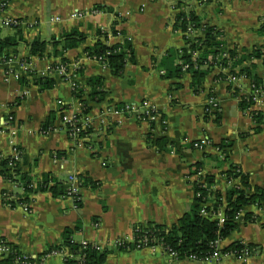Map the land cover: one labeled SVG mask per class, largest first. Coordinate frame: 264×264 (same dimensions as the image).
<instances>
[{"label": "crops", "instance_id": "0c3cea01", "mask_svg": "<svg viewBox=\"0 0 264 264\" xmlns=\"http://www.w3.org/2000/svg\"><path fill=\"white\" fill-rule=\"evenodd\" d=\"M4 1L0 22L10 18L26 23L18 29L0 27V39L14 37L17 42L8 50L15 61L0 62V156L11 157L15 144L22 151L20 167L35 181L47 175L50 185L64 186L67 175L74 174L85 184L77 208L70 199L49 192L32 194L27 204L20 205L17 199L22 188L0 176V240L39 264H67L64 255L69 254L68 249L45 258L50 247L62 243L65 229L72 231L75 242L100 244L106 250L102 264H264V212L253 206L239 213L235 230L217 245L218 251L235 242L256 248L244 261L227 255L204 263L171 260L160 248L118 250L112 246L117 239L130 242L134 227L150 223L169 226L190 209L195 202L196 164L202 174L213 178L214 188L222 196L240 185L238 179L227 181L225 177L231 165L248 176L252 189L264 190V127L254 133L252 119L239 108L240 98L250 94L249 81L242 79L230 86L216 80L218 71H214L194 93L190 75L166 78L160 66L169 50L185 47L184 34L173 30L174 18L182 11L221 32L223 48H263L264 0H210L204 4L199 0H0V4ZM97 5L106 10L82 19L71 17L75 10ZM111 28L126 37L108 42L128 40L133 51L134 62L128 63L119 77L84 52L100 30ZM71 30L85 35V43L60 57L52 54L51 46L42 58L29 56L24 42L38 38L49 42ZM16 31H20L21 40ZM18 61L30 65L29 73L20 69ZM61 61L86 94L90 91L88 79H103L106 97L100 103L87 102L92 132L80 142L68 138L60 121L59 101L70 113L80 110L70 82L50 74L47 77L54 81L53 86L40 91L29 76L41 78V72ZM256 74L263 90L252 110L264 111V72L258 68ZM23 77L28 85L20 83ZM210 98L218 103V122L206 117ZM146 100L159 112L153 122L115 112ZM107 110L115 113L105 114ZM9 115L14 120L6 129L3 122ZM44 126L45 132L41 131ZM160 139L165 148L151 144V140ZM222 140L233 143L223 163L213 148ZM201 141L210 146L202 151L191 147ZM248 213L256 220L245 221Z\"/></svg>", "mask_w": 264, "mask_h": 264}, {"label": "trees", "instance_id": "16d2710c", "mask_svg": "<svg viewBox=\"0 0 264 264\" xmlns=\"http://www.w3.org/2000/svg\"><path fill=\"white\" fill-rule=\"evenodd\" d=\"M181 1L178 2V5L181 4ZM94 8L102 11L106 10L104 6L100 5L94 6ZM107 11H110V9L107 8ZM200 22V19L194 16L193 13H185L182 11L176 14L173 22L174 31H179L184 34L191 30L197 33L199 32L201 35L193 36L192 34H187V37L184 34L183 40L185 47L181 50H169L161 60L160 66L163 69L161 75L166 76V78L175 79H179L184 74L190 75L191 89L194 93L199 92L205 78L214 73V71H218L216 80L227 81L230 86L235 84L229 80L230 77H243L249 81L251 88L247 98H240L239 108L242 112H247L252 119L254 124L253 132H260L264 127V111L252 110V106L255 104L253 97L256 90L261 92L263 90L262 80L257 76L256 71L258 68H261L264 72V47H253L249 51L245 49L228 50L223 48L221 32L212 26L202 25ZM111 31L112 34L116 35L114 28H111ZM261 31L264 34V27L261 28ZM15 33L18 39L21 40L22 36L20 31H16ZM85 41V35L77 30H71L57 38L53 37L49 42L42 41L38 38L24 43L28 48L29 56L42 58L47 54L48 46L53 48L52 54L55 57H60L66 51L84 44ZM108 41L106 35H101L98 32L95 42L91 46L85 47L84 52L90 59L106 65V68L113 76L119 77L122 75L126 65L134 62L132 47L128 40L115 43H109ZM15 46H17V42L14 37L0 39V62H6L9 59L8 50ZM58 64L66 66L64 61H61L52 67ZM223 70H228L229 74H224ZM27 81L23 77L20 83L22 85H28ZM53 83L54 81L48 77L32 78V84L40 91L50 89ZM87 86L90 89L88 94L79 85H76L72 90L73 97L81 103L83 114H87L90 110L87 102L100 103L106 97L103 79L101 77L88 79ZM233 90H236V88H233ZM83 97H86L87 100H83ZM58 105L62 108L60 109L61 121V113L66 108L62 107L61 104ZM205 114L206 117L209 116L208 113L205 112ZM210 116L214 117L215 122H218L219 108ZM45 129L46 126L41 131L45 132ZM91 132L92 128L80 136L83 137ZM151 144L157 146V148L166 147L163 139L151 140ZM232 144V141L227 140H222L219 144H215L214 147L219 149V156L222 157V161L220 162L223 163L228 160L227 149L231 148ZM16 148L21 152V158L23 159L20 147L16 146ZM20 164L21 160L15 161L12 157L3 158L0 156V176L6 182L18 185L23 190L22 196L17 199L18 204H27L30 195L36 193L49 192L54 197L65 196L66 190L60 183L50 185L52 180L47 175H44L41 180L35 181L27 173L23 172ZM199 170L200 165L196 164L193 174L196 175ZM225 177L227 181L238 179L240 185L231 187L222 196L214 188L213 178L209 175H204L202 179L200 177L194 182V205L175 223L169 226L153 223L145 226H137L134 227V230H137L135 236L138 239H147L149 241L147 243L148 246L159 244L166 247L176 254L177 260L197 259L202 261L204 258L213 255L216 248L215 244L227 238L237 227L239 213L252 206L258 207L264 212V190L256 187L252 189L248 183V176L241 173L236 166L231 165L229 170L225 172ZM200 181L203 182L201 183ZM82 183L85 184V180H82ZM9 196L7 194V203H10ZM202 209L214 213L222 211L224 217L223 224L219 225L217 220L203 216L201 214ZM245 218V221L249 222L256 220V217L251 213L246 214ZM78 243L72 239V231L65 229L62 233V243L58 246L50 247L49 252L68 249L69 253L76 255L80 249ZM8 247L10 248V253L6 258L1 260V264H22L23 261L20 259L22 253L13 246L8 245ZM117 249L133 250L134 245L130 244L124 247H118ZM255 250L257 249L251 245L235 242L222 252L223 254H233L235 257H238L242 253L249 255ZM82 253L84 254L83 264H102L106 256V250L95 251L87 249L82 251ZM26 262L33 264V260L31 259ZM66 262L67 264H77L78 260L69 259Z\"/></svg>", "mask_w": 264, "mask_h": 264}, {"label": "built area", "instance_id": "2783aa9c", "mask_svg": "<svg viewBox=\"0 0 264 264\" xmlns=\"http://www.w3.org/2000/svg\"><path fill=\"white\" fill-rule=\"evenodd\" d=\"M202 4L207 3L208 0H201L200 1ZM6 5L5 1L2 2L0 4V6L2 8H4V6ZM101 12L97 9L91 8L89 10H75L72 14L71 17L72 18H78V19H82L86 16H90V15H97L100 14ZM26 23V22H24ZM22 21L17 20V19H4L0 22V27L2 28H8V29H15L18 27H21L22 24H24ZM32 25H36L35 23H32ZM191 31V30H190ZM188 33H184L186 34H192L194 33V31ZM188 37V36H187ZM110 40V39H109ZM120 42V41H119ZM13 58H9L7 60V63H12L13 62ZM100 64V63H99ZM100 66L102 68H106V65L104 64H100ZM19 67L21 70H23V72L25 73H29L30 70V65L25 62V61H20L19 62ZM162 73V72H161ZM31 74V73H30ZM50 74H55L60 78H64V80L70 82L71 84V90H73L76 87V83L74 82V75H72L69 70H67V67L61 64H58L55 67H51L49 70L45 71V72H41L40 76L43 77H47ZM11 76H13L14 78L18 79V75L16 74H9ZM30 78H35L32 75H29ZM244 79L243 77H230L229 80L233 83H236L240 80ZM78 86V85H77ZM251 88V85H250ZM262 92L259 90H256L255 95L253 97L255 103H257L260 100V96H261ZM58 104H61V101L58 102ZM83 108L80 105V110L77 113H70L67 110L62 111L61 113V124H62V128L65 131L66 135L68 136V138L74 142H80L84 139V137L89 136V134L85 135V136H80L82 133L87 132L89 129H91L92 127V119L89 117V114H83L82 112ZM215 110H218V103L214 98H210L208 100L207 103V108H206V113H208L209 115H212L213 112H215ZM115 112H120L122 114H131L134 117H136L137 119L140 120H147L150 122L155 121L158 117H159V112L157 110V108L151 104L149 101H142L139 104H134V105H125L120 111H115ZM114 111H106L105 114H113L115 113ZM13 116L9 115L7 116L6 120L3 122L4 126L6 129L9 128L10 124L13 122ZM104 119H102L100 121V123H103ZM17 145H13L12 146V158L15 161H20L21 160V152L16 148ZM210 146L209 142L207 141H201V142H197L193 144V147L195 149H198L200 151L204 150L206 147ZM215 152H217V154H220V151L218 148L213 147ZM220 158H222L220 156ZM201 183L203 181H200ZM65 186V190H66V194L64 197L70 199L74 206L77 205V203L80 200V189L82 186V180L75 176L74 174H69L67 175L66 178V182L64 183ZM201 214L205 217H208L210 219H215L218 221V224L221 225L224 222V217H223V212H219V213H214V212H208L205 210H201ZM137 232V230H132V235H131V241L127 242L125 239H117L113 242L112 246L115 248L118 247H124L126 245H134V250L143 248V247H147V243L149 242L147 239H138L137 236H135V233ZM80 249L78 251V254L73 255L72 253H69L68 255H64V258L67 260L69 259H76L78 260L77 264H83L84 263V254L82 253V251L87 250V249H92L95 251H103L104 248L101 245L98 244H93V243H89V242H85V241H80L79 243ZM217 244L218 242L215 244L216 248H215V253L211 256H208L206 258H204L202 261L197 260V259H193L192 261H196V262H208L211 260H217L216 258H218V250H217ZM153 246H158L159 248H161V250L168 256H170V258H172L173 260H177L176 259V254L172 251H170L169 249H167L166 247H163L162 245H153ZM151 247V246H148ZM64 250L62 251H50L48 252L45 257H47L48 255H62L64 252ZM10 253V248L8 247V245L4 242L0 240V260H2L3 258H6L7 255ZM233 255V254H232ZM247 254L242 253L241 256H238L237 258L239 260L244 261L247 257ZM20 259L23 261L22 264H31V263H27V260H33V264H39L38 261L35 258H32L28 255L22 254L20 255Z\"/></svg>", "mask_w": 264, "mask_h": 264}, {"label": "rangeland", "instance_id": "374dc122", "mask_svg": "<svg viewBox=\"0 0 264 264\" xmlns=\"http://www.w3.org/2000/svg\"><path fill=\"white\" fill-rule=\"evenodd\" d=\"M201 0H199V3H201L200 2ZM210 0H208V2H209ZM207 2V3H208ZM94 9H96V8H94ZM86 10H89V9H86ZM97 10H99V9H97ZM100 12L102 11V10H99ZM74 12V11H73ZM72 12V13H73ZM71 13V14H72ZM119 16V15H118ZM122 16V15H121ZM120 17V16H119ZM101 32V35L102 34H104V35H106L107 36V38H108V40L109 39H121V38H125L126 36H124V37H121L120 35H121V33L119 32V34H117L116 33V35H114V34H112V31L109 29V30H100ZM116 31V30H115ZM119 37H121V38H119ZM15 60H13V62H14ZM18 65H19V61H18ZM52 75H55V74H52ZM196 176H197V180L200 178V179H202V177L204 176V174H202V172H201V170H199L198 172H197V174H196ZM74 205V204H73ZM79 205H78V203H77V205L76 206H74L75 208H77ZM81 241H85V242H88V241H86V240H81ZM80 242V241H79ZM220 242V241H219ZM219 242H218V244H219ZM89 243H93V242H89ZM93 244H97V243H93ZM217 244V245H218ZM98 245H100V244H98ZM152 248H159L158 246H151V247H143V248H140V249H137V250H144V249H152ZM160 250H161V248H160ZM224 250V249H223ZM223 250H220V251H218V258H216L217 260L219 259V257H221V256H223V255H227V256H231V257H233L234 259H236V260H239L237 257H235L234 255H231V254H223ZM162 251V250H161ZM163 252V251H162ZM164 253V252H163ZM165 254V253H164ZM245 254H247V253H245ZM166 255V254H165ZM168 258H170V256H168V255H166ZM248 256H250V254L249 255H247L246 257L248 258ZM46 258V257H45ZM171 260H173L172 258H170ZM192 261V260H191ZM240 261V260H239Z\"/></svg>", "mask_w": 264, "mask_h": 264}]
</instances>
